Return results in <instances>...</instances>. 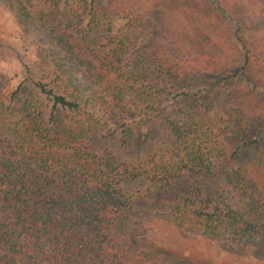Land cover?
Returning a JSON list of instances; mask_svg holds the SVG:
<instances>
[{"label": "trees", "instance_id": "16d2710c", "mask_svg": "<svg viewBox=\"0 0 264 264\" xmlns=\"http://www.w3.org/2000/svg\"><path fill=\"white\" fill-rule=\"evenodd\" d=\"M0 3L37 35L21 80L0 73V264H190L157 248L159 216L264 246V0ZM153 112L140 158L96 142Z\"/></svg>", "mask_w": 264, "mask_h": 264}, {"label": "rangeland", "instance_id": "374dc122", "mask_svg": "<svg viewBox=\"0 0 264 264\" xmlns=\"http://www.w3.org/2000/svg\"><path fill=\"white\" fill-rule=\"evenodd\" d=\"M13 13L7 11L0 3V73L9 78L10 83L14 86L21 79L20 62H27L33 58L34 48L30 44V39L35 41L37 35L33 30H27L17 24ZM21 33L27 41L23 42ZM175 99L177 97H174ZM172 100L166 102V109ZM168 104V105H167ZM164 105H159L162 108ZM170 106V105H169ZM149 110H146V114ZM155 113H149L148 118H142L138 126H130L125 134L119 132L108 136L97 131L95 127L96 142L101 148L109 150L112 156L118 161L125 159L136 160L143 156L153 146L154 141L159 137L160 131L157 121L153 118ZM7 118L0 116V133L6 128ZM260 188L264 191V171H256L251 174ZM206 189L214 188L219 183L215 174L205 177ZM139 186L134 187L135 192ZM214 190H208L212 192ZM251 191L242 189L237 191L235 195L248 196ZM239 197V196H238ZM243 199V197L241 198ZM257 200V199H256ZM260 199L256 205L264 206ZM247 202L244 201L243 203ZM243 203L237 202V206ZM143 224L147 232L151 235L156 243L157 248L163 251H170L173 254L183 257L190 264H264V246H255L252 248H244L234 246L222 240L214 238V236L206 235L202 230L192 224L177 225L166 221L163 216L154 217L151 220L144 218Z\"/></svg>", "mask_w": 264, "mask_h": 264}]
</instances>
